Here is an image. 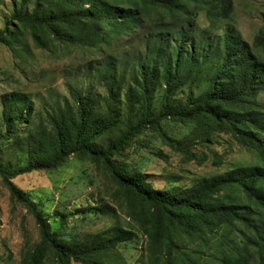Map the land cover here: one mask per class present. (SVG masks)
<instances>
[{
	"label": "trees",
	"instance_id": "1",
	"mask_svg": "<svg viewBox=\"0 0 264 264\" xmlns=\"http://www.w3.org/2000/svg\"><path fill=\"white\" fill-rule=\"evenodd\" d=\"M233 9L234 0H35L31 12L15 9L0 29V43L15 53L26 34L43 50L55 42L98 49L145 34L143 52L132 63L123 60L118 71L109 59L96 69L105 96L68 85L70 100L54 103L24 135L19 124L32 121L33 102L20 93L1 98L0 150L14 143L24 164L0 161V181L12 206L24 207L38 232L21 264H43L48 257L55 264H121L118 248L133 241L135 229L147 239L140 264H264V56L257 53L264 50V16L251 46L234 33L213 34L217 23L231 20ZM200 13L210 33L197 25ZM27 47L21 51L29 53ZM201 74L207 85L197 95ZM165 123L191 132L175 140ZM146 134L173 152L181 147L197 165L207 156L184 144L229 136L254 152L260 165L239 166L189 188L158 189L128 164ZM70 158L91 164L114 189L130 227L118 223L117 208L99 206L98 214L116 220L113 226L92 235L70 233L64 219L52 225L13 183L22 174L54 171ZM216 158L220 166L222 157Z\"/></svg>",
	"mask_w": 264,
	"mask_h": 264
},
{
	"label": "rangeland",
	"instance_id": "2",
	"mask_svg": "<svg viewBox=\"0 0 264 264\" xmlns=\"http://www.w3.org/2000/svg\"><path fill=\"white\" fill-rule=\"evenodd\" d=\"M34 3L35 0H0V29L11 20L15 9L31 12ZM263 16L264 0H234L231 20L217 23L218 30L213 34L234 33L253 46L258 30L263 26ZM197 25L205 33H210L202 13L197 18ZM144 35L142 31L129 39L121 37L117 42L101 45L98 49L65 46L57 42L51 48L38 49L34 47L28 34L22 39L18 53L0 43V100L5 95L20 93L33 102L32 121L19 124L24 135L37 117L44 115L54 103L62 104L65 100H70L68 85L83 92L92 87L91 90L105 96L103 87L96 82V69L109 59L115 61L118 71L122 69L123 60L127 59L132 63L135 55L143 52ZM22 45L28 46L29 53L21 51ZM257 53L264 56V50L258 49ZM125 79L126 82L127 78ZM206 80L207 75L201 74L198 85L193 88L197 95L206 88ZM178 95L184 99L187 90ZM164 128L175 140H180L191 132L189 127L171 123H165ZM2 132L0 121V133ZM139 140L132 150V160L128 164L147 174L158 189L173 186L189 188L199 180L221 177L239 166L260 165L254 152L238 147L229 136H217L210 143L200 141L183 145L186 151L197 156H207V161L202 165L187 161L181 147L173 152L149 134ZM217 155L222 157L220 166L215 164ZM0 161L10 166H22L24 156L17 153L13 143L0 150ZM13 183L42 208L52 225H56L58 219H64L70 233L92 235L113 226L116 220L98 214L99 206L117 208L118 223L124 227L131 226L124 210L117 207L118 203L113 199L114 189L105 183L88 162L70 158L54 171L22 174L15 177ZM62 215L64 216L60 217ZM37 239V227L32 216L24 207L12 206L8 192L0 181V264H21L24 248L33 245ZM146 245L147 239L135 229L133 241L118 248L121 264H140ZM43 264L55 262L48 257Z\"/></svg>",
	"mask_w": 264,
	"mask_h": 264
}]
</instances>
